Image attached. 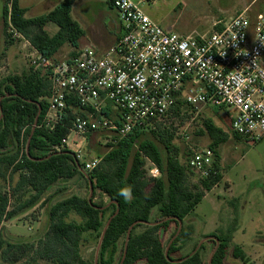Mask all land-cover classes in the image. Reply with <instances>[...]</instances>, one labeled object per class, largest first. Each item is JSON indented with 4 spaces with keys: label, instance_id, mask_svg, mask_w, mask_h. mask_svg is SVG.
Instances as JSON below:
<instances>
[{
    "label": "trees",
    "instance_id": "16d2710c",
    "mask_svg": "<svg viewBox=\"0 0 264 264\" xmlns=\"http://www.w3.org/2000/svg\"><path fill=\"white\" fill-rule=\"evenodd\" d=\"M5 1L2 19L9 45L17 42L8 34L11 24L16 32L46 57L54 58L65 45L79 48V42L86 33L72 16L75 0H63L52 11L30 19L26 17L27 10L21 7L20 0ZM51 23L59 28L54 36L46 31ZM50 88L49 78L32 67L23 75H10L0 82V179H5L11 171L12 175H19L13 195L33 193L25 204L10 212L8 196L0 193V226L4 220H14L20 213L36 206L62 180L77 178L89 190L93 185L94 194L100 191L110 202L99 206L93 202V197L90 203L89 198L74 195L56 203L51 208L49 230L37 245L12 244L0 236V262L18 264L20 255L30 252L35 254V261L96 264L85 261L81 256L84 234L92 232L100 239L109 220L118 211L101 241L97 264H114L120 251L121 258L117 264H206L199 252L177 261L172 257L179 250L177 245L190 237L193 231L191 227L181 229L170 246V259L166 257L167 248L160 231L168 230L172 223L180 228V221L184 222L193 214L207 193L223 181L219 148L229 140L230 135L212 119L204 120L203 134L211 140L209 148L214 151L216 159L214 172L202 179L195 189L189 186V166L178 159L179 149L173 144L174 134L163 123H157L155 129L148 131L137 128L118 144H107L110 151L101 164L93 171L85 172L84 164L74 151L68 148L57 151L56 147L61 146L70 135L74 120L79 116L85 118L87 113L75 112L74 108L69 107L54 130L43 126L49 111ZM189 109L195 112L180 98L173 109V117H183V113ZM220 109L226 110L224 107ZM36 121L37 127L34 129ZM148 134L154 138H145ZM233 135L238 140L246 139L235 133ZM12 138L18 141L19 149L16 152L10 150ZM156 140L163 145V149ZM147 158L159 168L161 178L149 176ZM122 190H129V195H123ZM108 212L111 215L105 225L104 218ZM72 214L78 215L82 222H69ZM237 217L228 231H221L218 236L210 235L219 241L211 264L225 263L238 229ZM131 227L133 229L127 244ZM178 232L179 229L174 236ZM233 255L246 261V254L240 246H234Z\"/></svg>",
    "mask_w": 264,
    "mask_h": 264
},
{
    "label": "built area",
    "instance_id": "2783aa9c",
    "mask_svg": "<svg viewBox=\"0 0 264 264\" xmlns=\"http://www.w3.org/2000/svg\"><path fill=\"white\" fill-rule=\"evenodd\" d=\"M156 1L110 0L122 33L106 50L85 47L64 60L31 53V67L51 82L43 126L54 130L69 107L87 113L74 120L57 151L70 149L72 134H105L106 143L116 145L137 128L155 129L173 118L180 98L196 113L232 109L233 133L253 141L264 137V11L253 16L243 11L217 22L211 33L182 36L147 14L145 7ZM10 27L13 38L21 39ZM215 159L207 147L193 150L187 165L206 178ZM83 164L91 172L100 160ZM146 169L151 178H161L148 158Z\"/></svg>",
    "mask_w": 264,
    "mask_h": 264
},
{
    "label": "rangeland",
    "instance_id": "374dc122",
    "mask_svg": "<svg viewBox=\"0 0 264 264\" xmlns=\"http://www.w3.org/2000/svg\"><path fill=\"white\" fill-rule=\"evenodd\" d=\"M61 1L20 0V5L29 10L30 16H38L52 9L54 3ZM109 2L110 0H75L72 16L86 31L79 46L95 47L103 51L107 49L106 45L111 47L115 44L116 37L120 34V22L116 10ZM5 5L6 1L0 0V82L10 75H23L31 68L32 48L29 46V49L19 42L13 45L7 42L2 19ZM145 9L156 23L170 32L200 36L211 33L214 23L227 22L243 11H248L251 16L263 12L264 0H157L147 5ZM58 29L53 23L46 27V31L51 36H54ZM8 34L13 38L10 26ZM76 50L70 45H65L57 53L56 58L64 60L73 56ZM229 115H233V110L228 108L227 110L205 108L200 113H192L189 109L185 114L183 113V117H173L163 125L174 134L173 144L179 149L178 159L182 164H188L193 150H203L211 144L209 137L203 134L205 119H212L218 127L230 135L229 140L219 148L223 181L213 192L207 193L208 196L202 204L184 220L182 228L191 227L193 231L188 239L177 245L179 250L172 255L176 261L191 256L202 243L198 252L208 264L217 248V237L210 235L218 236L221 231H228L238 215V229L224 264H264V137L257 141L238 140L230 130ZM145 138L152 140L154 137L148 134ZM106 140L105 134L85 137L72 134L68 149L79 151L82 164L94 159H99L101 164L103 157L110 151ZM155 142L163 149V145L158 140ZM18 149V141L14 138L10 139V150L16 152ZM202 179L204 177L201 174L189 171L188 182L192 189H195ZM18 180L19 175H12L11 171L5 179H0V193L6 194L9 198V212L18 209L33 196V193L28 192L24 195L22 192L13 195ZM74 195L90 198L91 188L89 190V187L77 178L58 182L36 206L20 213L14 220H4L0 226V236L12 244L37 245L49 230L53 205ZM92 197L93 202L99 206L110 202V199L106 195L102 196L100 191H96L95 194L93 192ZM110 215L111 212L106 214L105 225ZM68 221L82 222V219L72 214ZM178 229V225L172 223L168 230L160 231L166 248L175 238ZM139 231L141 229L137 233ZM101 239L102 237L99 239L92 232L84 234L81 256L85 261L98 262ZM236 245L246 254L245 262L234 257L233 250ZM20 256L21 261L18 264H52L42 260L35 261L34 253L28 252ZM120 258L121 251L118 252L114 264H117Z\"/></svg>",
    "mask_w": 264,
    "mask_h": 264
},
{
    "label": "crops",
    "instance_id": "0c3cea01",
    "mask_svg": "<svg viewBox=\"0 0 264 264\" xmlns=\"http://www.w3.org/2000/svg\"><path fill=\"white\" fill-rule=\"evenodd\" d=\"M63 1V0H62ZM61 1V2H62ZM61 2H58V3H54L53 4V6H52V9H50V10H48V11H46L45 13H43V14H46V13H48V12H50V11H52L53 9H55ZM74 4H75V2H74ZM22 7V6H21ZM73 7H74V5H73ZM22 8H24V9H26L27 10V13H26V17L27 18H34V17H37V16H30V13H29V10L27 9V8H25V7H22ZM72 12H73V8H72ZM258 14V13H257ZM257 14H254V15H257ZM42 15V14H41ZM38 16H40V15H38ZM233 17H235V16H233ZM232 17V18H233ZM77 21V20H76ZM78 22V21H77ZM79 23V22H78ZM80 24V23H79ZM81 25V24H80ZM215 25H216V23H214L213 24V30H214V28H215ZM82 27V26H81ZM83 28V27H82ZM1 29V28H0ZM84 29V28H83ZM212 30V31H213ZM122 30H121V26H120V34L116 37V41L118 40V38L120 37V35H121V32ZM85 33H86V31H85ZM86 35V34H85ZM182 36H189V35H191V34H189V33H182L181 34ZM85 37V36H84ZM83 37V38H84ZM17 42L16 43H20L21 45H24L25 47H28L29 48V46L32 48V52L34 51V50H37V49H35L32 45H31V43L27 40V39H25L23 36H22V38L21 39H15ZM81 41V40H80ZM85 47H88V46H85ZM85 47H81V46H79V48L76 50V51H78V50H80V49H82V48H85ZM107 49L108 48H110L108 45H106L105 46ZM95 48V47H94ZM30 49V48H29ZM31 52V53H32ZM56 57V56H55ZM229 127H230V124H229ZM222 161V160H221ZM218 187V186H217ZM216 187V188H217ZM215 189V188H214ZM213 189V190H214ZM213 190L211 191V192H213ZM209 194V193H208ZM208 194L206 195V197L204 198V200L207 198V196H208ZM203 200V201H204ZM202 204V203H201ZM238 216V215H237Z\"/></svg>",
    "mask_w": 264,
    "mask_h": 264
},
{
    "label": "water",
    "instance_id": "95a60500",
    "mask_svg": "<svg viewBox=\"0 0 264 264\" xmlns=\"http://www.w3.org/2000/svg\"><path fill=\"white\" fill-rule=\"evenodd\" d=\"M36 127H37V121H36V124H35V126H34V129H35ZM90 188H91V196H90V198H89V202L92 203V194H93V192H94V187H93V185H90ZM117 213H118V211H117ZM117 213H116V214H117ZM116 214H115L113 217H115ZM113 217L109 220V222H108V224H107V226H106V228H105V230H104V232H103L102 239L104 238V235H105V233H106V230L108 229V227H109V225H110V223H111ZM182 226H183V222L180 221L179 232L177 233V235L175 236V238L171 241V243L169 244V246H168V248H167V250H166V257H167L168 259H170V257H169V249H170V246L172 245V243L174 242V240L176 239V237H177L178 234L180 233V231H181V229H182ZM133 227H134V226H133ZM133 227H131L130 230L128 231V235H127V239H126V243H127V244H128V242H129L130 234H131V232H132ZM102 239H101V241H102ZM206 240H208V239H206ZM216 242H217V245H219V241H218L217 238H216ZM201 245H202V243L199 245V247L195 250V252H194L191 256H193L194 254H196V253L198 252V250L200 249ZM99 250H100V249H99ZM214 253H215V252H214ZM214 253H213L212 256H211V259H210V261H209V264H211V262H212V258H213ZM191 256H190V257H191ZM96 264H97V261H96Z\"/></svg>",
    "mask_w": 264,
    "mask_h": 264
},
{
    "label": "clouds",
    "instance_id": "9594fccd",
    "mask_svg": "<svg viewBox=\"0 0 264 264\" xmlns=\"http://www.w3.org/2000/svg\"><path fill=\"white\" fill-rule=\"evenodd\" d=\"M122 194L125 195V196H128L129 195V190H122Z\"/></svg>",
    "mask_w": 264,
    "mask_h": 264
}]
</instances>
